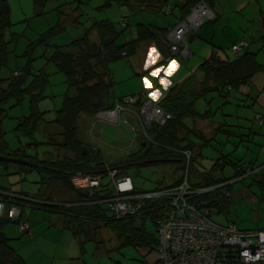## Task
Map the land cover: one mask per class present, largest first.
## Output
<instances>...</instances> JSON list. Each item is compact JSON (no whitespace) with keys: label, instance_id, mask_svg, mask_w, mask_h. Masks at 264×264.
<instances>
[{"label":"rangeland","instance_id":"1","mask_svg":"<svg viewBox=\"0 0 264 264\" xmlns=\"http://www.w3.org/2000/svg\"><path fill=\"white\" fill-rule=\"evenodd\" d=\"M209 1H212L210 3L212 6L208 5L212 13H219L224 18L219 24L218 21L210 23L215 19L214 17L203 25V28L209 29L210 33H207V37H201L202 39L195 38L191 46L189 44L190 52L194 54L183 58L182 68L172 79L173 82H179L194 72L197 79L201 80L202 75L200 76L196 69L203 60L214 53L222 59L233 58L231 46L235 42L234 38L248 32L254 25L253 5L237 12L233 9L236 3H228L229 6H227V3H223L226 0H217L216 3L214 0H207ZM8 3L11 26L7 29L5 38L10 41L9 55L6 66L0 68V86L3 88L7 86L5 80L14 71H22L29 66L32 73H37L45 67L50 77L44 91L46 98L40 102L39 109L45 113L46 122L55 119L56 111L62 107L64 97L69 90L64 74L56 72L52 64H47L56 46H63L65 51H71L69 44L82 38L91 24L100 21L113 22L118 29H124L125 25L129 26L118 40L119 44H122L133 37L134 27L142 20L158 27L170 28L176 22L178 13V11L170 15L163 12L146 13L142 19L137 4L133 7L131 4H119L116 0H84V4H79L76 0H49L43 14L37 15L33 0H8ZM170 3L173 4L174 0H170ZM225 7L227 10L224 13ZM248 19H251L249 23ZM59 22L64 24L63 31L51 38L50 46L36 45L41 35L54 28ZM90 38V42L92 40L99 43L98 32H92ZM247 41L251 43L250 45L253 44L251 52L256 54L258 64L264 66V40H254L249 37ZM32 45L35 48H32ZM126 61L127 59H123L110 65L114 71V87L111 92L113 101L124 98L117 96L116 92L124 94L134 89V84L124 81V77L128 75L124 71ZM255 77L252 83L242 85L239 90H232L228 97L206 94L195 105V111L199 116L189 117L183 121L188 129H197L202 126L199 131L210 140L208 145L200 148L201 157L189 167L191 182H194L201 172L211 168L219 159L255 169L251 176L243 180L236 178L229 181L232 183L229 187L232 194L231 205L227 213L222 212L212 217L218 224L234 223L240 230L264 229V170L259 171L260 168L264 169V123L261 125L260 120L257 119L258 115L264 116V91L261 89V86H264V71L259 72ZM252 87L257 91L261 90V95L257 99L253 90L254 101L248 97ZM162 94L163 97L166 95L165 92ZM207 110L210 113L208 118H204L203 115L207 113ZM4 111V138L11 151L26 149L28 156H37L40 160L55 158L51 157L55 154L53 146L43 143L48 142L44 130L49 124L40 125L36 135V140L41 142L38 146L28 147L31 141L16 132L20 119L29 116V97L20 104L11 101L4 107ZM97 114L92 120L84 118L80 120L79 138L93 150L98 149L101 153L103 152V158L108 163L129 159L136 150L130 146L134 138L130 127L127 125L117 127L105 119L99 120ZM131 123L135 125L136 121L131 119ZM140 137L141 135H138V138ZM190 138L193 143L202 145L199 138L195 136ZM20 169L17 165L5 168L0 164V192L11 193L18 198H26L24 194H27L38 199L41 196L38 194L41 188V176L37 171L23 170L21 172ZM125 172L132 178L138 191L147 192L169 186L185 174L186 166L177 159L163 161L160 158L155 164L130 167ZM222 175L226 178H234L233 168L226 166ZM47 194L57 202L64 204L70 202V194L58 184L47 190ZM23 210L25 219L31 221L34 228L38 227L42 236L53 242L50 243L52 246L46 248L48 252H52L57 240L54 227L61 216L38 208L24 207ZM86 225L89 239L84 244L87 251L83 256L90 264H158L156 248L126 245L118 249L119 241L110 228L94 229L96 225L94 221H89ZM6 229V234L11 238L10 245L19 250L20 241L23 237L26 239L27 234H22L18 225L14 223H10ZM145 230L149 235L158 237L153 221L148 220L145 223ZM22 250H25L26 254L32 252L26 247Z\"/></svg>","mask_w":264,"mask_h":264},{"label":"trees","instance_id":"2","mask_svg":"<svg viewBox=\"0 0 264 264\" xmlns=\"http://www.w3.org/2000/svg\"><path fill=\"white\" fill-rule=\"evenodd\" d=\"M76 1L79 4H84V0ZM135 1L144 4L146 2L151 3L152 0ZM161 1L163 5L169 2L168 0ZM200 1L203 0H180L174 4V9L179 12L180 19L183 20ZM48 2L49 0H33L37 15L43 14ZM116 2L130 4L124 3V0H116ZM10 26L8 0H0V68L7 64L10 41L6 40L5 33ZM128 27L125 25L124 29H118L110 21L95 22L86 29L82 38L69 44L71 51H65L63 46L55 47L53 54L47 60V64H52L56 72L64 74L69 90L64 97L62 107L56 111L53 121L46 122L45 113L39 109L40 102L46 98L44 91L49 84L50 75L45 67L37 73H32L28 66L22 71H14L5 80L7 86L4 88L0 86V164L5 168L17 165L21 171H37L41 176L40 195L51 189L53 185L58 184L76 197L75 205L71 207H54L47 203L44 205H32V203L26 205L27 202L23 203V208H54L64 212L68 223L74 226V234L78 238L84 234V226L89 221H94L99 226L113 230L123 241L124 246H148L155 249L158 244V237L149 235L145 230V223L148 220L153 221L154 214L147 213L139 217L115 219L109 215L104 204L98 203L106 198L104 191L94 190L90 192L79 189L71 181V177L79 172L100 173L103 171L105 163H108L104 160L101 151L93 150L92 147L86 145L79 138L78 133L80 120L83 118L92 120L97 113L110 110L115 105V100H111L114 81L109 66L114 62L134 56L138 45L142 42L158 40L161 42L170 31L153 24L138 23L134 27L133 37L119 44L118 40ZM63 28L62 22L57 23L54 28L41 35L36 45L50 46L51 38L62 32ZM95 30L98 31L99 43L90 42V36ZM32 48L35 46L32 45ZM263 70L264 66L258 64L256 54L248 51V49L239 55H234L233 58L222 59L218 54H212L198 66L197 71L202 73V80L198 81L196 72H194L183 82L174 84L158 102L165 111L172 115V119L164 126L153 125L151 127L149 136L152 142H148L145 137L141 136L138 146L134 148L136 149L135 153L129 159L110 163V165L121 167L123 172L130 167L155 164L160 158L163 161L177 159L184 165L185 159L181 151L189 150L192 153L190 164L192 166V163L201 157L200 148L210 143V140L200 131L188 129L183 123L186 118L199 116L195 111L196 102L208 93L228 97L232 90H239L242 85L250 83L254 75ZM26 97H29V116L20 119L16 132L31 141L28 147L38 146L41 144L36 140L39 127L43 123L49 124L44 130L48 142L43 143L53 146L52 149L55 154L51 157L54 156V159L40 160L37 156H28L26 149L11 151L5 141L4 107L11 101L20 104ZM208 114L209 110L203 117L207 118ZM191 136L199 138L202 145L193 143ZM226 166L233 168L234 178H226L222 175ZM252 170L255 172L254 168ZM263 170V168L259 169V171ZM255 174L257 176V173ZM244 175L245 166L219 159L211 168L201 172L192 184L196 187H211L236 178H246ZM181 181L182 177L169 186L160 188H172L180 184ZM231 185L216 189L203 196L202 199L217 207L219 213H227L231 205L232 194L230 192L228 197L221 195L222 189L230 191ZM24 196L40 200L29 195ZM9 223L17 224L15 221L0 219V264H26L14 251L10 245V239L5 233Z\"/></svg>","mask_w":264,"mask_h":264},{"label":"built area","instance_id":"3","mask_svg":"<svg viewBox=\"0 0 264 264\" xmlns=\"http://www.w3.org/2000/svg\"><path fill=\"white\" fill-rule=\"evenodd\" d=\"M162 12L172 14V4L166 2ZM214 17L205 2L197 3L189 15L178 21L162 39L161 43L168 51L162 63L170 64L177 56L190 57V37ZM246 47L245 42H239L231 50L234 55H239ZM164 69V65L159 67V70ZM97 118L105 119L117 127L129 126L134 134L131 147L135 148L139 141L138 135L152 142L149 136L151 127L166 125L172 115L158 104L156 97L143 91L117 98L114 107L99 112ZM131 119L136 121L135 125ZM257 119L261 125L264 123V116L258 115ZM181 153L184 155L186 172L181 183L172 188L138 191L132 178L121 167L111 166L110 163H105L100 173H76L72 181L79 189L104 191L106 198L98 203L104 204L115 219L154 214L153 223L158 234L155 251L159 264H264V229L240 230L234 223L218 224L212 217L219 214V209L202 199L232 183L228 181L211 187L194 186L189 176L192 153L189 150ZM249 170L252 168L245 167L244 177L254 173ZM229 195V190L222 189L221 196ZM23 203L44 205L47 202L0 192V219L15 221L21 233L30 234L32 228L24 217Z\"/></svg>","mask_w":264,"mask_h":264},{"label":"crops","instance_id":"4","mask_svg":"<svg viewBox=\"0 0 264 264\" xmlns=\"http://www.w3.org/2000/svg\"><path fill=\"white\" fill-rule=\"evenodd\" d=\"M126 1H128V2H126ZM168 1L170 2V0H168ZM178 1H180V0H174V3L172 4L173 13H175L177 11L176 9H174V4L177 3ZM203 1L207 5L212 6V4H210V3H212V1H209V2H207V0H203ZM214 1L216 3L217 0H214ZM161 2H162L161 0H152L151 3L146 2L144 4H141L139 1L136 2L135 0H124V3H130L131 6H133V7L135 6V4H137V9H138V12L141 13L140 17L142 19H143V15H145L146 13H151V14L162 13L164 5L161 4ZM223 3H227L226 4L227 6H229L230 3H236V6H234V7L232 6V7L237 12L239 10L243 9L244 7H248L249 5H253L254 11L252 14L253 15L252 20L254 21V23H253L254 25L251 26L250 30H248V28H247L248 32L246 31V32H244V34H240V35L236 36L234 38L235 42L232 43V46H233L237 42L238 43L239 42H245L247 44V47L244 48L243 51L248 49V51L251 52L253 44L250 45L251 43L249 41H247V39L249 37L253 38L254 40L255 39H259L260 41L264 40V0H226ZM223 9H224L223 12L225 13L227 10L226 7ZM235 11H234V13H235ZM214 15H215V19L210 23L218 21V24H219V22H221V20H223V18H224L223 15H220L219 13H215ZM176 16H177L176 17L177 19H176V22L174 23L173 26H171L170 28H165V27H160V28H165L167 30H171L173 27H175L177 22L179 20H181L179 12L177 13ZM250 21H251V19H248V23ZM141 23L146 24V25H152V23H150V22L146 23L144 20H142ZM257 23H260V24L257 25ZM153 25H155V24H153ZM203 27L204 26L199 28L190 37V40H189L190 46H191V42H193V40L195 38L202 39L201 37H207L206 36L207 33H210L209 29H204ZM95 31L98 32L97 30H95ZM98 40H99V35H98ZM92 42H94V41H92ZM94 43H97V41H95ZM167 52H168L167 48L164 45H162V43L159 40L158 41H146V42L140 43L137 47L136 54L134 56L127 58V61H126L127 64L124 65V71H126V74H128L124 77V81H127L128 83L134 84V89H132L130 92H124V94H119L116 92V95L119 97H127V96H131V95L140 94L141 92L145 91L148 94L156 97L157 102H159L163 98V94H162L163 92L167 93L168 90L174 84L183 82V80L185 78H187L190 74L179 82H173L172 79L179 74V72L182 68L181 65L184 62L183 61L184 59L181 58L180 56H177V57L173 58L172 63L164 64V63H162V59L167 55ZM192 54H194V52H191V55ZM161 65L165 66V69L163 71L159 70V67ZM109 67H110L111 75H112V78L114 81V75H113L114 71L111 69V66H109ZM197 69H196V71H197ZM198 73L200 74V76L202 75V73L200 71ZM255 76L256 75H254V77L251 79L250 83H252L253 80H255V78H256ZM202 78H203V75H202ZM198 81H200V80H198ZM250 83H248V84H250ZM261 89H262V91H264L263 85L261 86ZM253 90H255V94H256L255 99L259 98V96L261 95V90L259 88L260 91H257V89H255L254 87H252L250 89L248 97H250V99H252L254 101L255 99L252 98ZM209 113H210V111H209ZM201 129H202V126L198 127L196 130L199 131ZM130 146H131V144H130ZM137 146H138V143H137ZM72 178L73 177H71V181H72ZM38 194L40 196V192ZM69 194H70V198H69L70 202H67L68 204H66V203L64 204V203H60V202L55 201L54 198H51L47 194V192H45L40 197H38V196L37 197H38V199H40L44 202H47L49 205H52L54 207L55 206L56 207H58V206L71 207V206L75 205L74 202L76 201V197H75V195H73L71 193H69ZM24 195H27V194H24ZM41 210H45V211L52 212V213H57L61 216L60 220L58 221V223L55 224V227H54V230H55L56 235H57L56 236L57 240H55V247L53 248L52 252H48L46 250V248H48V246H52V244H50V243H53V242L50 241L49 239H46L45 236H42L38 230V227L36 226L37 228H34V224L27 219L26 220L31 225L32 231L30 234H27L26 239H25V237H23L22 240L20 241L21 242V248H20L21 250L20 249L17 250L14 247L13 248L14 251L24 260V262L26 264H90L88 262L87 258H84V256H83L84 253H86V251H87L85 249L84 244L89 239V236L86 233L87 232L86 231L87 225L84 226V234L81 236V238H78L74 234V229H73L74 226H71L68 223V221L66 219V214H64V212L56 210L54 208H47V209H41ZM23 213H24V210H23ZM8 225L6 226V228L8 227ZM96 228H105V227L99 226L96 224V225H94V229H96ZM6 230L7 229H5V233H6ZM7 237H8V235H7ZM116 237L119 241V244H118L119 248L118 249L123 248L124 247L123 241L118 237L117 234H116ZM9 239L11 240V238H9ZM99 243H102V242H99ZM25 247L27 249L30 248L32 250V252L30 254H26V252H24L25 250L24 251L22 250ZM157 263H158V260H157Z\"/></svg>","mask_w":264,"mask_h":264}]
</instances>
